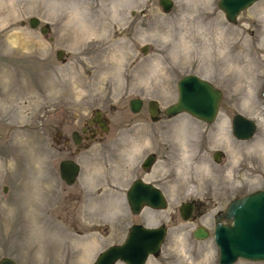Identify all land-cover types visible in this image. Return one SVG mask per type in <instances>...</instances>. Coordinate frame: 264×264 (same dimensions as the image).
Instances as JSON below:
<instances>
[{
  "label": "rangeland",
  "instance_id": "rangeland-1",
  "mask_svg": "<svg viewBox=\"0 0 264 264\" xmlns=\"http://www.w3.org/2000/svg\"><path fill=\"white\" fill-rule=\"evenodd\" d=\"M217 2L173 0L164 11L158 0H0V258L92 264L123 241L132 223H164L161 250L145 264H219L215 213L264 188V0L234 22ZM31 16L40 20L35 27ZM58 48L63 59L56 58ZM187 73L222 91L213 122L163 112ZM132 97L143 100L137 112L129 108ZM149 99L159 103L156 120ZM95 109L108 121L110 140L80 148L73 156L78 177L66 184L59 161L71 150L63 139ZM237 112L257 123L250 139L232 134ZM132 128L143 146L146 135L156 139L143 149L156 153L149 171L127 153L123 129ZM215 150L223 152L219 160ZM143 175L164 192V209L130 210L127 186ZM189 199L200 202L203 215L180 216L179 204ZM198 224L207 237L193 236Z\"/></svg>",
  "mask_w": 264,
  "mask_h": 264
},
{
  "label": "water",
  "instance_id": "water-1",
  "mask_svg": "<svg viewBox=\"0 0 264 264\" xmlns=\"http://www.w3.org/2000/svg\"><path fill=\"white\" fill-rule=\"evenodd\" d=\"M257 0H218L219 8L225 17L234 22L239 13ZM164 11L171 9L173 0H158ZM39 18L31 16L29 25L35 27ZM49 24L41 26L45 33ZM145 50V48H143ZM64 50L55 51L57 59H63ZM177 98L167 105L163 112L170 116L186 112L205 122H213L219 112L222 91L209 80L195 74L187 73L181 76L176 83ZM264 100V87L262 90ZM142 99L132 97L129 107L133 112L140 110ZM147 109L151 119L160 116V106L157 100L149 99ZM232 134L237 139L246 140L253 137L256 121L242 113H235L232 117ZM74 141L78 142L77 133H73ZM223 152L215 150L213 157L219 160ZM152 160V159H149ZM79 163L71 158L59 161V174L66 184L76 181L79 174ZM126 200L133 213H139L144 206L155 209H164L167 199L160 187L140 178L133 180L126 191ZM178 211L183 219H189L193 211L191 201L181 202ZM223 220H228L224 222ZM213 239L218 247L219 264H233L238 259L264 261V188L256 189L231 199L225 210L215 215ZM209 230L198 224L192 231L195 238L202 239L209 235ZM167 234L164 223L148 226L143 223H132L126 237L121 243L107 246L100 251L92 264H115L121 260L126 264H145L150 255L156 256ZM0 264H17L10 256H2Z\"/></svg>",
  "mask_w": 264,
  "mask_h": 264
},
{
  "label": "flooded vegetation",
  "instance_id": "flooded-vegetation-1",
  "mask_svg": "<svg viewBox=\"0 0 264 264\" xmlns=\"http://www.w3.org/2000/svg\"><path fill=\"white\" fill-rule=\"evenodd\" d=\"M110 131H111V129H109L108 121H107L105 115L103 114V112L99 109H95L92 113H90L89 116H87L86 119L83 120V122L81 123V125L77 129L71 130L70 139H68V138L63 139L64 149L71 150L70 156H67L65 158L75 159L73 156L75 153H77L80 150V148H86L91 143H93L95 141L103 142L106 140L107 141L110 140V138L108 136V133ZM137 131H139V130L136 128L126 129V130L123 129V132H127V134H125V138L127 137V139H126V141H127L126 142L127 153L129 155V152L131 149L132 154L134 156H137L140 159V160H138L139 161V167L141 168V170L143 172H146V171L151 170V168L153 167L157 157H156V153L154 150H149V151L143 152V149L147 148L148 146L152 147L153 146L152 143L154 142L153 140H156V139H155V137L150 139L146 135V137L149 140V143L146 146L144 145L145 146L144 147L142 145L144 140L142 142L138 141L140 138V135L139 136L138 135L132 136L134 134H131V133L137 132ZM74 132L77 133L78 142L74 141V137L72 136ZM106 136H108L109 139L108 138L106 139ZM70 140L73 143V148L70 146ZM139 146H141V148ZM136 149H138V151ZM149 159H152V160H149ZM145 177H146L145 175L134 177L131 180V182L134 179L140 178L142 180L149 181V182L154 184V182L145 179ZM131 182L129 183V185L131 184ZM129 185L127 186V189L129 187ZM185 201H191L193 204V211H192L190 218H196L198 216L203 215L204 210H201L199 208L200 202L197 199H189V200H185ZM219 211H221V210H219ZM215 215H216V213H215ZM215 215H214V218H215Z\"/></svg>",
  "mask_w": 264,
  "mask_h": 264
},
{
  "label": "bare ground",
  "instance_id": "bare-ground-1",
  "mask_svg": "<svg viewBox=\"0 0 264 264\" xmlns=\"http://www.w3.org/2000/svg\"><path fill=\"white\" fill-rule=\"evenodd\" d=\"M115 22V21H114ZM94 26V25H93ZM204 32H201V31H198V33H197V35H202ZM206 40V39H205ZM117 48V47H116ZM106 64V63H105ZM186 146H184V148H185ZM185 151V150H184ZM149 207V206H148ZM155 209V208H154Z\"/></svg>",
  "mask_w": 264,
  "mask_h": 264
}]
</instances>
